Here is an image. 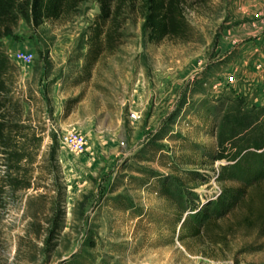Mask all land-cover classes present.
Masks as SVG:
<instances>
[{
	"label": "rangeland",
	"instance_id": "374dc122",
	"mask_svg": "<svg viewBox=\"0 0 264 264\" xmlns=\"http://www.w3.org/2000/svg\"><path fill=\"white\" fill-rule=\"evenodd\" d=\"M182 1L188 38L151 42L143 2L126 0L89 79L97 0L39 26L21 19L0 40L22 119L43 137L33 188L0 207V264H264V173L229 180L233 145L259 128L241 144L218 128L232 107H264V0ZM18 51L33 62L12 61ZM68 131L85 153L63 143ZM62 187L66 223L48 253Z\"/></svg>",
	"mask_w": 264,
	"mask_h": 264
},
{
	"label": "trees",
	"instance_id": "16d2710c",
	"mask_svg": "<svg viewBox=\"0 0 264 264\" xmlns=\"http://www.w3.org/2000/svg\"><path fill=\"white\" fill-rule=\"evenodd\" d=\"M87 0H0V40L14 34L15 28L19 25L21 19L27 24L39 26L46 20H58L65 12L73 11ZM126 0H97L100 13L97 16L94 33L92 35V45L85 58V64L82 68L85 73V79L91 76V70L97 61L101 51L100 43L104 37L106 44L109 46L113 40L112 29L114 23L125 4ZM145 8L144 20L145 29L149 32L151 42H159L166 37L185 40L190 33V26L186 19L182 0H140ZM110 25L108 31L106 26ZM14 66L10 63L9 58L0 52V166L5 167L4 175L0 177V207L5 203V198L11 197L18 192H26L33 188L31 167L36 160V153L41 147L43 137L37 134L35 127L26 125L22 119V106L20 101L13 96L10 83V70ZM78 101H68V104ZM258 127L259 138L254 139L248 145H233L236 148L234 157L238 162L236 165L229 167L235 174L229 180L243 182L249 174L262 171L264 173V107L262 108H245L232 107L223 119L219 122L221 136L227 142L239 143L244 141L249 131ZM224 134V135H223ZM237 141V142H236ZM254 151H250V149ZM32 149L35 152L32 153ZM53 153L58 149L54 146ZM258 151H262L258 153ZM218 157V156H217ZM249 157L254 158V163L245 166ZM4 158V162H1ZM54 161L55 156L52 158ZM242 161L243 165L240 164ZM222 171L228 168L221 167ZM237 172V173H236ZM251 172V173H250ZM246 174V176L244 175ZM246 184V183H244ZM164 194L174 199L170 189L164 184L162 186ZM244 189L237 191L243 195ZM228 194V192H225ZM66 189L62 187L60 191L59 203L53 210V215L49 220L48 235L45 241L46 245L53 250L52 242L57 239L66 223L65 212ZM224 200L227 205L226 209L233 207L232 201L235 196ZM235 203V199H234ZM4 206V204H3ZM2 206V207H3ZM181 209V208H180ZM32 218H36L33 215ZM194 221L199 216H194ZM188 220H181L179 217L178 224L180 228L188 225ZM200 230L195 223L193 234L198 235Z\"/></svg>",
	"mask_w": 264,
	"mask_h": 264
},
{
	"label": "built area",
	"instance_id": "2783aa9c",
	"mask_svg": "<svg viewBox=\"0 0 264 264\" xmlns=\"http://www.w3.org/2000/svg\"><path fill=\"white\" fill-rule=\"evenodd\" d=\"M11 59L16 63L30 65L34 60V55L33 53L18 51L11 55ZM62 141L73 153L83 154L86 152L87 139L79 133L68 131L62 136Z\"/></svg>",
	"mask_w": 264,
	"mask_h": 264
}]
</instances>
